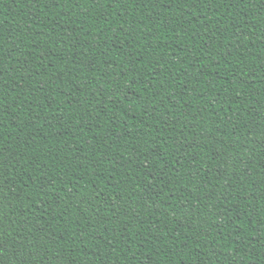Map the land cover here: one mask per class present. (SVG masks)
<instances>
[{"label": "trees", "instance_id": "1", "mask_svg": "<svg viewBox=\"0 0 264 264\" xmlns=\"http://www.w3.org/2000/svg\"><path fill=\"white\" fill-rule=\"evenodd\" d=\"M0 264H264V0H0Z\"/></svg>", "mask_w": 264, "mask_h": 264}]
</instances>
